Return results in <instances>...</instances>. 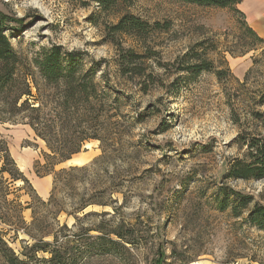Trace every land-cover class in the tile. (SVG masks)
<instances>
[{"label": "rangeland", "instance_id": "rangeland-1", "mask_svg": "<svg viewBox=\"0 0 264 264\" xmlns=\"http://www.w3.org/2000/svg\"><path fill=\"white\" fill-rule=\"evenodd\" d=\"M0 11L22 59L18 81H46L36 61L59 47L81 68L77 81H98L122 105L111 119L119 125L105 123V153L89 140L55 167L28 124L0 122L11 157L0 170L21 177L0 172V231L18 254L31 233L61 228L63 243L80 233L89 244L85 230L120 224L137 229L136 244L91 264H264V230L246 220L264 205V179L227 177L244 136L264 135V42L240 12L179 0L110 9L94 0H0ZM125 14L153 27L114 32ZM201 63L211 69L193 74ZM245 195L249 208L236 216ZM93 201L101 203L81 209Z\"/></svg>", "mask_w": 264, "mask_h": 264}, {"label": "trees", "instance_id": "trees-1", "mask_svg": "<svg viewBox=\"0 0 264 264\" xmlns=\"http://www.w3.org/2000/svg\"><path fill=\"white\" fill-rule=\"evenodd\" d=\"M94 1L103 9H110L119 2L132 5L136 0ZM179 1L206 7H234L242 14L237 8L240 0ZM7 22L6 16L0 11V122L28 124L36 136L47 142L51 153L46 156L52 167L80 152L89 140H99L105 153L104 145L108 140L105 135V123L109 118L111 120L121 117L120 98L110 99L109 91L98 81H77L81 68L73 61L72 54H64L59 47L45 50L36 61L39 72L46 81H18L22 59L6 33ZM152 27L135 15L125 14L112 26V30L119 33L145 34ZM248 28L257 41L264 42L249 26ZM130 55H124L122 58L131 60ZM190 69L193 74L198 75L204 70H210L211 66L201 63L193 65ZM111 121L114 122L113 125H119L118 121ZM59 126L65 130L63 139L60 137ZM242 144L246 147L245 153L243 157L230 161L227 177L242 180L264 179V135H246ZM68 146L71 149L64 152ZM9 158L11 157L8 146L0 139V159ZM76 169L78 168H70ZM0 172H8L15 180L21 178L12 174L5 166ZM63 172H66V169H62L60 174ZM23 181L27 182V179L23 177ZM96 203L101 201H93L83 205L81 209ZM250 203L251 199L247 195L241 196L239 203L233 207L234 214L241 215L243 210L249 208ZM246 220L250 225L264 230V205L256 203L249 209ZM27 229L26 227L24 230ZM60 230L63 229L44 231L40 237L31 233L30 237L34 242L26 245L19 254L0 231V264H91L95 260L93 257L97 255L120 256V249L129 250L136 244L137 237V229L134 226L126 228L117 224L111 230L104 227L85 230L83 233L92 240L89 244L80 240V233L76 241L71 239L70 234H66L68 240L63 243ZM15 231L18 232L19 228L16 227ZM91 231L97 233L91 234ZM28 232L30 234V231ZM47 236H52V240L46 241L44 238Z\"/></svg>", "mask_w": 264, "mask_h": 264}, {"label": "crops", "instance_id": "crops-1", "mask_svg": "<svg viewBox=\"0 0 264 264\" xmlns=\"http://www.w3.org/2000/svg\"><path fill=\"white\" fill-rule=\"evenodd\" d=\"M237 8L247 25L264 40V0H240Z\"/></svg>", "mask_w": 264, "mask_h": 264}]
</instances>
